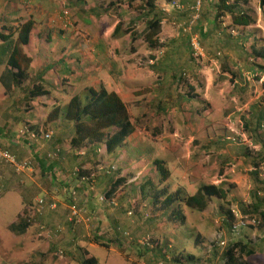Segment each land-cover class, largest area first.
I'll return each instance as SVG.
<instances>
[{
	"label": "rangeland",
	"instance_id": "1",
	"mask_svg": "<svg viewBox=\"0 0 264 264\" xmlns=\"http://www.w3.org/2000/svg\"><path fill=\"white\" fill-rule=\"evenodd\" d=\"M112 1L113 3L106 13L110 20L107 19L105 22L109 27L105 31L111 34L107 37L109 41H113L115 37L113 36V29L118 23L116 18H120V15L124 18V21L119 23L120 31L118 34H122L125 28L130 26V20L137 16L140 18L142 14L139 2L133 0ZM172 1L177 2L180 8L169 7V3ZM217 2L218 0H204L200 7L199 17L203 6L206 4L216 6ZM258 2L259 0H250L245 5L255 20L258 19L260 13ZM192 3L182 4L180 0H156L157 9L163 10L165 14L156 45L151 48L141 38L143 42L134 43L131 50L129 46H126L125 50L121 48L122 52L116 54L117 56L113 55L111 51L113 58L121 59L123 65L128 66L123 71L125 79L120 89L122 90L121 94L133 97L128 106L136 130L135 134L131 136L130 143L141 148L137 153L141 154L139 156L143 160L142 166L147 169L145 181L128 182V180L133 179L137 172L132 169L124 181L117 185L116 191L119 188L117 194L123 200L131 195L132 206L129 203L127 206L125 203L120 204L121 212L128 207L125 212L128 218L137 210L136 206L139 204L144 205L143 212L146 219L150 218L148 225L155 221V218H160L157 222V228L155 226L153 228L158 238L151 237L150 239L153 248L150 249V243L141 248L137 242H132V250L129 251L127 245L129 233L122 222L113 231V236H108L107 243L112 245L111 248L99 246L91 240V235H88L91 226L87 228L68 224V227L58 222L49 228L36 218L37 215L42 216L49 209L45 208L40 213L35 212V201L44 198V194L38 192L39 187H35L40 186L41 178L34 179L36 175L34 172L29 175L32 180H35L34 188L31 189L34 196L23 200L21 194L15 191L14 193L8 192L5 197L0 199V264H81L82 261L92 257L96 258L97 264H144L147 258L146 251H149L148 256L157 253L159 259L163 258L164 255V257L171 255L169 250L165 252L168 245L164 243V240L174 244L179 242L178 250L184 256L188 252L196 254L199 250L198 258H195L205 262L209 244H201L195 240L196 245L193 248V240L198 233L197 228L200 229L199 232L204 237L208 235L207 228L203 227L204 222L214 232L215 237H213L211 246L216 244L219 233L216 226L222 224L225 216L219 215L221 211L218 208L221 203L213 201L205 210L206 212L204 211L206 217L203 218L202 222H199L198 213L187 209L189 210L187 212L190 222L196 223V226H192L191 229L189 225L184 224L182 226L181 223L177 225L179 222L170 221L168 219L170 213H162L158 208H153L150 200V196L152 197L154 193L153 190L160 191L166 188L168 193L181 191L183 195L188 196L193 195L200 184H225V187L230 185L232 187L227 198L229 204L226 208H231L237 213L238 203L247 204L251 201V195L258 188L264 189V170L262 167L254 166L256 159H258L257 153L261 152V147L264 145V119H257L258 112L262 107L263 89L261 83L264 81V58L256 59L257 55L251 50L252 48H248L255 43L253 45L255 50L264 52V30L257 29L255 25L248 28L249 33L255 34L257 37L254 41L249 39V43L243 44L245 48H248L243 53H236L240 50H237L235 45H232L229 50L222 47L223 37L219 32L216 33V38L215 35L213 36L212 40L200 38L195 31L198 24H203L202 19L199 18L194 26L195 29L190 31V34L194 33L198 36L201 51L196 53L190 46L189 33L182 31L191 16V12L187 10ZM90 5L104 9L109 4H106V0H0V26L1 24L8 26L4 27L3 33L11 34L17 27L16 25H9V22L15 23L18 20L21 23L23 18H29L30 13H33V18L40 22V25L44 18H49L56 23L55 26H52L54 29L80 30L81 27L79 25L76 27L74 24V19L78 18L76 17L78 14L76 9L79 6L88 8ZM261 13H263L262 10ZM80 17L83 18V15ZM262 19L264 22V18ZM200 20L201 22L198 23ZM144 22V19H141L134 23L133 31L127 30H131L132 34H142L145 28ZM207 23L206 19V25ZM100 25L99 22L96 23V26ZM222 28L226 34L232 36L238 37L242 32V30L232 27L229 17H225L222 21ZM255 30L258 31L253 33ZM85 31L78 32L83 37L87 32H93V30L89 31V28ZM259 31L260 34H257ZM132 37L130 35L126 41L128 42ZM171 48L178 49V53L172 51ZM29 50L33 57L38 54V50L32 48ZM225 51H231V53L226 54ZM248 52L251 54L249 55ZM40 56L43 58L42 54ZM103 59H107V57ZM109 61L111 63L110 59ZM104 64L109 66V62ZM98 78L100 83L104 84L109 80L106 72L101 73ZM121 78L122 76L119 79ZM127 78L130 79L126 81ZM175 78H177L176 81H174ZM92 80L89 79V84ZM88 88L90 87L76 90V87L66 85L57 86V89L50 88L51 96L40 98L30 104L29 109L24 108V106L20 107V101L26 95L20 96L19 92L16 91L12 96H6L8 103L9 101L11 103V108L7 114L10 117L15 113L22 117L25 114L27 117L29 111L36 113L35 120L41 125L36 123V126L44 129L46 124L44 120L46 119H43V116L52 109V102H64L66 100L65 95L70 93H72L70 97L81 93L80 97L83 99L82 94ZM181 96L189 101L182 100L180 102L178 98ZM158 102L167 103L163 112L154 111ZM3 111L4 109L0 110V115ZM30 124L25 119L20 118L15 125V134L17 135L19 130L26 126L31 127ZM126 154L128 153L125 149L121 156L125 157ZM118 160L121 159L118 157L115 161ZM156 160L164 162L165 168L169 172V177L163 182H161V176L156 170V166L153 165ZM31 162L34 167L35 164L32 160ZM103 162L104 159L101 158L99 164H103ZM98 167L107 169L103 166ZM113 171L116 169L114 168ZM94 172H97V168ZM94 176L96 177V174ZM118 178L117 176L116 179ZM147 180L154 183V188L145 191L148 192L149 197L142 199L139 192ZM131 185L135 186L132 187L134 189L132 190L133 195L129 194L132 193L130 191ZM108 193L109 187L107 185L99 196L114 199L116 206L109 207L118 208L117 194H112L110 198ZM38 194L40 196H37ZM258 196L262 197L264 193L258 192ZM48 199L47 202L57 204L56 208L51 211L61 209L60 213L66 215L68 204L66 207L64 206L65 209H62L63 206L55 199L54 195L48 196ZM99 204L100 206L103 205V203ZM24 205L26 207L23 208V212L26 211L27 218L30 210L34 216L29 217L31 218V229L26 231L24 236H18L6 230L5 227ZM128 205L131 207L130 210H128L130 208ZM180 208L182 213L186 209L183 206ZM127 210H132L131 216L127 215ZM215 210L217 214L214 212ZM240 216L237 213L236 224L242 222ZM40 225H44L46 230L39 236L38 227ZM152 225L147 228V232L150 231ZM153 230L150 232L153 233ZM192 230L194 232H191ZM187 231L189 232L188 236H186ZM161 232L165 235L162 238ZM215 232H217L216 235ZM64 239H68L69 243L64 244L62 242ZM59 251L61 252L60 255L57 254ZM165 260L168 261L166 258Z\"/></svg>",
	"mask_w": 264,
	"mask_h": 264
},
{
	"label": "crops",
	"instance_id": "2",
	"mask_svg": "<svg viewBox=\"0 0 264 264\" xmlns=\"http://www.w3.org/2000/svg\"><path fill=\"white\" fill-rule=\"evenodd\" d=\"M182 4H188V2L192 3L193 0H180ZM72 2V1H70ZM80 2V1H79ZM112 0H106V8L102 9L101 7H97L94 5H90L88 8L80 7L77 8V16L78 18L74 19V24H76V27H81L80 30H62L60 28L54 29L52 26H55V22L53 20H50L49 18H44L43 23L40 25V22L36 21L35 18H33V13H30L29 18H23V22L27 20H32L33 22V28L31 30L30 36H29V42L28 45L25 47H22L23 53L31 58V65L28 69V74L31 79V82L38 81V79L35 76H40L41 82L43 83L45 88H52L57 89V86H70V87H76V90L80 88L85 87H92L97 88L100 85H103L105 89L108 92H114L118 95V97L121 99V101L126 106L127 113L130 117V122L134 125L131 118V110L128 106L129 101H131L132 96L123 95L121 94L122 90L120 89L121 86H123L124 83V75L123 71L127 69V65H123L121 62V59L118 58L115 59V57H112L113 55L117 56L116 54H119L122 52L120 50L123 48V50L126 49V46H129V49L131 50L132 47H134V43L140 41L143 42L142 39H140L137 35L139 34H132L131 32L125 33V31L128 29L125 28L124 32L122 34H117L113 41H109L107 37L108 35H111L109 32H106L109 27L107 26V23L105 22L110 20L107 18V12L110 8V5H112ZM248 4V3H247ZM259 4V2H258ZM259 6V5H258ZM74 7V6H73ZM260 9V7H259ZM216 6L211 4L209 6L206 4V6H203L201 10V15L199 18L202 19L203 24H201V20L198 22L197 28L203 29L204 33L197 31L198 33H202L201 38H208L210 40L213 39V36L216 33L219 32L221 34L223 46L226 47L227 50L231 49L232 45L236 46L237 50L236 53H243L245 49H251L254 51V54H256L255 46H253L255 43L252 44L251 47L245 48L244 43L248 42L249 39L253 40L257 37L255 34L249 33L247 30L248 28H251L252 26H256L257 29L264 30V10L260 13L258 16V19L255 20V23L244 27H233L236 29L242 30L240 33V36H232L230 34H226L224 29L222 28V21L226 17H217L216 12ZM76 14V13H75ZM83 15V18L80 16ZM187 16V15H184ZM19 19V18H18ZM118 25L120 22L124 21V18L122 15H120V18H116ZM138 16L134 19H131V21L137 20ZM206 19L208 21L206 25ZM141 20V19H140ZM99 22L101 24L100 26H96V23ZM22 23V22H21ZM20 21L9 22V25L13 26L16 25L18 27V24H21ZM52 25H51V24ZM8 24V23H7ZM79 25V26H78ZM103 25V26H102ZM201 26V27H200ZM4 24L0 26V32L2 34L5 30ZM116 27V26H115ZM114 27V28H115ZM87 28H89V31H92V33H88L83 37L80 32L85 31ZM85 29V30H84ZM9 30V29H7ZM114 30V29H113ZM80 31V32H78ZM258 30H255L253 33H255ZM86 32V31H85ZM119 33V32H118ZM198 33V34H199ZM9 34V33H6ZM260 34V31L257 33ZM132 35V39H130L128 42L126 41L127 37H130ZM10 41L8 42H1L0 41V55L8 54L11 50L9 48V45H13L16 43L17 33L16 30H14L13 33L10 34ZM133 38H137L135 41H133ZM13 39V40H12ZM111 40V39H110ZM209 40V41H210ZM249 43V42H248ZM243 45V47H242ZM29 48H32L34 50H38V54L34 57L32 56V53L30 52ZM254 49V50H253ZM224 53L229 54L231 51H225ZM249 55L251 54L248 52ZM40 54L43 55V58L40 56ZM110 54V56H108ZM258 54H264V52H258ZM107 57V59H103ZM111 60V63L109 59ZM113 58V60H112ZM259 59V58H258ZM0 75L2 71L4 70V62L5 57L0 59ZM109 62V66L107 67L104 63ZM128 64V63H127ZM102 71V72H101ZM107 73V77L109 80L107 83H100L99 76H101V73ZM120 76H122L121 79ZM89 79H93L89 84ZM127 78L126 81H128ZM88 84V86H86ZM72 93L65 95V103L61 101H54L52 102V108L56 105L62 107L63 104H67L70 96ZM51 96V94L49 95ZM46 97V96H44ZM41 97V98H44ZM40 99V98H39ZM39 99H36L39 100ZM34 103V102H33ZM261 110H259L257 119H264V102L261 100ZM11 108V103L8 98L4 95V89L0 85V110H3L0 115V149L1 150H7L12 154L16 160L23 161L26 159H31L33 161L34 170L36 172L35 178L38 180V177L41 178V184L40 186H35L36 188L39 187V193H43L44 197L43 199L46 200V209L48 208L49 199L48 196L51 197V195H54L55 199L58 200L62 209H65L67 202H69V196L68 191L71 188L79 189L81 192L86 191V185L83 182H80L76 178H71L72 171H79L82 174H91L95 173L96 177L94 178V190L93 192H90V197L88 200L85 201V207L87 208L88 214L92 217L94 223H92L91 230L95 231V224L97 233L100 234L102 238H107L108 236H113V231L118 228L119 224L122 222L124 226L127 228L129 233V240H127L129 251L132 250V242H137V244L142 248L140 245V240L146 236V234H149L154 237L158 238L157 233L155 230H153L154 226L157 228V222L160 220V218H155V221H152L149 225V219H146L144 216L143 208L144 205L139 204L136 206L137 210L133 213V215L128 218L126 216V209L121 212V205L122 203H125L126 206L129 203L131 204V195L127 197L125 200L123 198H119V194H117V191H119V188L116 191L117 185L122 183L125 179V177L128 176L129 173H131L132 169H134L136 174L133 176V179L128 180V182H134V181H145L146 167L142 166L143 160L140 159L141 154H138L139 150L141 148H138L135 144H131L130 141L132 140L131 136L135 134V132L125 141L122 148L117 150L116 152L112 154H107L105 147L103 145H92L81 148L79 151H73L70 148V139L72 137V125L68 123H63L62 126L60 125L59 121L56 122H47L44 126V129H41L40 127L36 126L39 122H36V113L27 112V117H25V114L22 116H19L18 113L13 114V116H9L7 114L8 110ZM6 111V112H5ZM51 111V110H50ZM49 113V112H48ZM48 113H46L43 116V119H46ZM259 117V118H258ZM22 119L30 124L32 129L38 131V132H51L52 137L48 141L40 140V141H28L26 138H20L18 137L16 132V122H18L19 119ZM46 122V120H44ZM37 123V124H36ZM41 126L40 124H38ZM59 127H58V126ZM56 127V128H55ZM49 128V129H48ZM49 130V131H48ZM136 130V128H135ZM260 150L261 152L257 153L258 159H256L254 166L259 165L261 157L264 155L263 147ZM127 150V153L125 157L121 156L123 150ZM55 150L60 151V160L59 161H49L47 159V156H49L52 152ZM138 152V153H137ZM243 155V154H242ZM121 159L118 161H115L116 159ZM139 157V158H138ZM101 158L104 159L103 164H99ZM138 158V159H137ZM261 164H264L261 160ZM98 166H103V169ZM113 166L116 171H110L109 167ZM261 166V165H260ZM141 167V168H140ZM144 167V168H143ZM263 167V166H262ZM91 168V169H90ZM95 168H97V172H94ZM119 177L116 179V177ZM121 177V178H120ZM34 181L29 177V174H23L21 176H16L12 170H10L9 167H5L0 163V199L5 197L8 192L14 193L15 191L19 192L21 196L23 197V200H27L30 197L34 196L32 195L31 189L34 188ZM109 187V193L110 195L117 194V203L119 207L117 208H111L109 206L102 205L100 206L97 197L101 194V191H103L106 186ZM132 187H135L134 185L130 186V191L134 190ZM21 189V190H20ZM105 193V192H104ZM37 194V192H36ZM133 195L132 193H129ZM140 198H145L147 192H145V189L141 190L139 192ZM37 196H40L39 194ZM53 198V197H52ZM145 202V200H143ZM251 202V201H249ZM248 202V203H249ZM28 204V203H26ZM241 204V203H238ZM29 205V204H28ZM128 205V206H129ZM65 206V207H64ZM26 205L21 207V210L17 212L16 216L13 220L10 221L5 227L6 230H9V226L11 224H15L18 221L19 216H25L26 213L23 212V208H25ZM130 207V206H129ZM238 208V207H237ZM131 207L128 209L130 210ZM219 209V208H218ZM50 210V209H49ZM46 210V213H44L42 216L37 215L36 217L38 220H40L42 223L46 224L50 228L54 226V223L60 222L61 224H65L68 226V222L66 221V215L60 213L59 211H49ZM127 210V211H128ZM133 210V209H132ZM131 210V211H132ZM230 210H232L230 208ZM189 210L185 209L182 213L184 216V222L181 223L183 226L184 224L191 226H194L196 223H192L189 220L188 212ZM233 211V210H232ZM206 212V211H205ZM204 213H198L199 216V222H202L203 218L206 217V214ZM217 214V211H214ZM235 212V211H233ZM29 215L28 217L34 216V213H31L28 211ZM67 213V212H66ZM236 213V212H235ZM238 213V212H237ZM236 213V217H237ZM193 214V213H192ZM223 213H219L221 215ZM162 215V214H161ZM154 219V218H153ZM223 221V220H222ZM153 223V225H152ZM200 224V223H199ZM203 227L207 228V234L205 237L200 234V229L197 228L198 233L195 236V239L193 240V248L196 245V241L201 242V244L208 243L209 249H208V256L207 260L200 261L197 255H199V250H197V253L188 252L186 256H184L183 253H181L180 250H178L179 242L174 244L173 242H168L164 240V243L167 246L166 250H169L171 252V255H167L166 257L163 256V258H160L156 255H149V251H146V261L144 264H220L221 260V249L219 248L218 244H213V247L211 244L213 243V237L214 232L211 230V227L203 222ZM151 229H149L151 232L153 230V233L150 231L147 232V228L151 226ZM177 225H180L177 224ZM185 225V226H186ZM196 226V225H195ZM194 226V227H195ZM69 227V226H68ZM193 227V228H194ZM31 229L30 227L27 229V231ZM218 236L217 239L223 240L224 242H230L234 239V235L232 234L231 228H227L224 221L222 224L220 223L218 226H216ZM90 230V233L88 235L92 234V231ZM191 232H194L192 230ZM215 232V235L216 233ZM241 238L244 237V240H250L252 243V246L256 250V253L247 258L248 264H264V226L254 229H242L241 231ZM189 232H186V236H188ZM25 234V233H24ZM24 234H22L24 236ZM18 235V236H22ZM185 235V234H184ZM15 236V235H14ZM161 238L165 236L162 232L160 234ZM201 237V238H200ZM196 240V241H195ZM155 241V240H154ZM218 240H216L217 242ZM62 242L65 244H68V239L62 240ZM197 248V247H196ZM201 250V249H200ZM188 256H192L193 259L187 258ZM196 257V258H195ZM165 258L168 260L166 261ZM177 258V260H176ZM163 261V262H162Z\"/></svg>",
	"mask_w": 264,
	"mask_h": 264
},
{
	"label": "trees",
	"instance_id": "3",
	"mask_svg": "<svg viewBox=\"0 0 264 264\" xmlns=\"http://www.w3.org/2000/svg\"><path fill=\"white\" fill-rule=\"evenodd\" d=\"M133 1L140 3L139 7L142 10V14L140 18L129 24L130 26L128 29L132 30L134 23L139 22L140 19H144L145 28L142 34L137 36L140 39L143 38V41L149 45V47L153 48L156 45L157 36L160 33L161 23L164 20L165 14L163 13V10L157 9L156 0ZM248 2H250V0H218L215 4L218 17L216 19L225 16L229 17L231 25L240 28L254 24L255 19L249 13L250 11L245 8V5H247ZM70 6H72V4H70ZM259 7L262 11L264 10V0H259ZM188 21L185 23L184 28L188 26ZM32 28V20H27L19 24L15 29L17 33L16 43L12 46L9 45L11 50L6 56L4 54L0 55V59L5 57L4 70L0 75V85L4 89V95L12 96L16 91L19 92L20 96L26 95L25 98L20 101V107L24 106V108L26 107L28 109L30 108V104L35 102L36 99L49 96L51 93L50 88L46 89L44 87L40 76H35L38 81L31 82L28 74V69L31 65V58L23 53L22 47L28 45ZM194 29L195 27H193V30ZM131 30H126L125 33L131 32ZM119 31L120 24L116 25L114 28L113 36H116ZM197 31L204 33L202 27L199 29L197 28ZM202 33H199L200 38ZM10 39V34H2V32H0L1 42H8ZM136 39L137 38H133V41ZM173 49L174 48H171L172 51L178 53V49ZM255 55H257V57H255L256 59H260L261 57L264 58V54H258V52H256ZM176 79L177 78H175L174 81H176ZM261 88L263 89L262 100L264 102V81L261 83ZM80 94L81 93L74 94L70 97L68 103L63 104L62 107L58 105L54 106L48 113L45 123H58L59 121L61 126L64 122L71 124L73 131L69 144L70 148L76 152L83 147L100 144L105 147L107 154H112L122 148L125 141L135 132V127L130 122L126 106L118 95L114 92H108L103 85H100L97 88L90 87L84 90V93L82 94L84 96L83 99L80 97ZM178 100L180 102H182V100L189 101L187 98H184V96L179 97ZM166 106V102H158L155 105L154 111L157 113L163 112ZM29 128L34 130L32 127ZM17 136L20 138H26L30 141L27 136H19V134H17ZM262 147L264 150V145H262ZM47 159L51 162L59 161L60 151L55 150L50 156H47ZM261 160L264 163V155L261 157L259 165L257 164L255 167L258 168L263 166L262 169L264 170V164H261ZM153 165L156 166V170L160 173L161 182L165 181L169 177V172L165 168V163L156 160ZM84 175L87 174H82L79 171H72L71 178H76L80 181V178ZM224 185L225 184H200L197 187L196 192L193 195L188 196L183 195L181 191L168 193L166 188H163L160 191H156L155 189L153 190V196H150V200L153 208H158L162 213H170L168 219L172 222L179 223L184 222V216L182 215L180 207L183 206L190 211L202 213L210 204H212L213 201H218L221 203L219 206L220 213L225 215L223 221L226 226L232 230V225L236 221V213L230 210V208H226L229 204L227 198L232 186L229 185L225 187ZM153 186L154 183L147 180L141 186V190L145 189V191H150L154 188ZM74 190L81 192L79 189L71 188L68 191L69 202H67V204L71 203V193ZM258 192L264 193V189H262V187L258 188V190L251 195V202L247 204H238L237 210L241 215L240 218L243 225L237 235L231 231L235 236L232 241L225 242L222 247H219L222 252L220 264H248L247 258L256 253L251 241L244 240L243 236L241 238V231L245 228L252 230L254 228L260 229V227L264 226V196L259 197ZM109 193L107 195L111 198ZM146 197H149L148 192ZM103 205L107 206L106 204ZM24 212L26 213V211ZM30 219L31 218L29 217L27 218V213L25 216H19L17 223L9 226V231L16 235L24 234L27 229L31 227ZM92 221L93 219L91 217L90 226L94 223ZM94 226L95 231L91 230V240L99 246L111 248L112 245L107 243V239H109L108 235H106L107 238H102L103 236L101 237L96 231L98 228L96 227V224ZM151 237L150 234H146V236L140 240V245L143 247L144 245L146 246L147 243H150V249L153 248L152 243L150 242ZM187 258L193 259L192 256H188ZM81 264H97V260L92 257L82 261Z\"/></svg>",
	"mask_w": 264,
	"mask_h": 264
},
{
	"label": "built area",
	"instance_id": "4",
	"mask_svg": "<svg viewBox=\"0 0 264 264\" xmlns=\"http://www.w3.org/2000/svg\"><path fill=\"white\" fill-rule=\"evenodd\" d=\"M204 2V0H194V2L189 6V10L191 12V16L188 21V26L183 28V32H188L190 37V46L192 47L193 51L198 53L201 51L200 44L198 41V36L196 34H190V31H192L193 27L199 20V11L201 4ZM169 7L179 9L180 5L177 4V2L172 1L169 3ZM19 136H27L30 141H48L52 137L51 132H38L35 130H31L28 126L22 128L18 132ZM51 155V154H50ZM49 155V156H50ZM53 156V155H52ZM0 163L4 165L5 167H9L10 170L16 175L21 176L23 174H32L34 173V167L32 165V162L30 159H26L23 161H18L16 158L10 154L7 150H1L0 149ZM114 168L110 167V171H113ZM78 172V171H76ZM94 173H91L89 175H84L80 178V181L85 183L86 185V191L85 192H77L72 191L71 193V203L67 205V213H66V221L71 226H84L89 227L91 223V217L87 212V208L85 207V201L88 200L90 197V192H93L94 190ZM99 203L106 204L107 206H116V202L114 199H108L106 196H98L97 198ZM35 212L40 213L41 210L47 208L46 201L43 198L37 199L35 201ZM56 203L51 202L48 204V208L50 210H54L56 208ZM128 216L132 215V211L127 212ZM243 225L242 222H238L237 224L234 223L232 225V231L235 235L238 234L241 226ZM38 230L40 231L39 236L43 233V231L46 230V227L44 225H40L38 227ZM57 232V230H55ZM216 242L219 247H222L225 242L223 240H219ZM151 246V245H150ZM58 255L61 254L59 251L57 253Z\"/></svg>",
	"mask_w": 264,
	"mask_h": 264
}]
</instances>
